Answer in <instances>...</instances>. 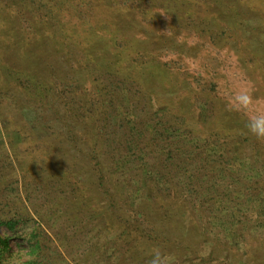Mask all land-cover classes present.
Here are the masks:
<instances>
[{
  "label": "rangeland",
  "instance_id": "1",
  "mask_svg": "<svg viewBox=\"0 0 264 264\" xmlns=\"http://www.w3.org/2000/svg\"><path fill=\"white\" fill-rule=\"evenodd\" d=\"M244 87L264 0H0V264H264Z\"/></svg>",
  "mask_w": 264,
  "mask_h": 264
},
{
  "label": "clouds",
  "instance_id": "2",
  "mask_svg": "<svg viewBox=\"0 0 264 264\" xmlns=\"http://www.w3.org/2000/svg\"><path fill=\"white\" fill-rule=\"evenodd\" d=\"M250 87L239 88L231 96L230 106L246 116L245 126L250 135L264 140V106L254 100ZM150 264H165L160 250H154Z\"/></svg>",
  "mask_w": 264,
  "mask_h": 264
},
{
  "label": "trees",
  "instance_id": "3",
  "mask_svg": "<svg viewBox=\"0 0 264 264\" xmlns=\"http://www.w3.org/2000/svg\"><path fill=\"white\" fill-rule=\"evenodd\" d=\"M15 1H18V0H15ZM20 1H23V0H20ZM20 78H21V81H23L22 82V84H24L25 86H28V87H31V86H35L36 84L35 83H33V81L30 79V82H29V77H28V79H27V77H23V75H21L20 74ZM103 175H101L100 177H102ZM15 219H14V217H10V218H8V219H1L0 218V225L2 224H5V225H7V227H12L13 226V224H14V221ZM6 238H2V237H0V257H1V252H2V248H4L5 246H6V240H5Z\"/></svg>",
  "mask_w": 264,
  "mask_h": 264
}]
</instances>
